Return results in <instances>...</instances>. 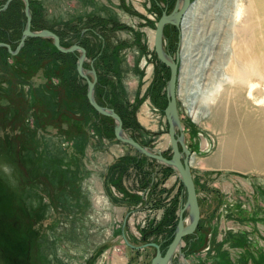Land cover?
Here are the masks:
<instances>
[{"label": "rangeland", "instance_id": "374dc122", "mask_svg": "<svg viewBox=\"0 0 264 264\" xmlns=\"http://www.w3.org/2000/svg\"><path fill=\"white\" fill-rule=\"evenodd\" d=\"M191 1L188 16L196 15L187 37L198 53L215 26L205 30L203 18L218 9L221 28H231L235 2ZM29 3L32 31L51 30L63 47L86 49L84 72L97 76L94 96L119 114L125 134L171 159L164 111L171 71L154 40L177 0ZM26 26L23 0L0 11V40L13 51ZM184 36L181 26L164 28V48L178 64ZM80 55L62 53L46 38H27L17 55L0 47V264H152L156 248L139 247L156 243L165 253L175 236L187 201L180 177L116 138L114 119L87 98ZM181 99L185 143L199 158L191 172L201 219L183 239V259L177 252L171 264H264V175L209 164L216 135L194 122Z\"/></svg>", "mask_w": 264, "mask_h": 264}, {"label": "bare ground", "instance_id": "6f19581e", "mask_svg": "<svg viewBox=\"0 0 264 264\" xmlns=\"http://www.w3.org/2000/svg\"><path fill=\"white\" fill-rule=\"evenodd\" d=\"M234 2L231 28H221L220 18L225 15L217 8L218 14L212 12L203 18L205 30L210 24L215 26H210V40L198 53L187 37L196 15L188 16L194 4L184 15L180 26L186 39L179 51L177 101L183 97L194 122L214 131L218 149L207 158L209 164L234 173L264 175V0ZM197 61L202 64L192 70ZM189 166H199L197 154L191 153ZM187 213L186 226L192 219L189 208Z\"/></svg>", "mask_w": 264, "mask_h": 264}, {"label": "water", "instance_id": "95a60500", "mask_svg": "<svg viewBox=\"0 0 264 264\" xmlns=\"http://www.w3.org/2000/svg\"><path fill=\"white\" fill-rule=\"evenodd\" d=\"M13 0H8L7 3L0 9V11L5 10L9 4ZM25 2V11L27 15V26L23 32V37L15 51L12 50V46L7 43L0 42V47L6 48L9 53L13 55H17L27 38H46L52 39L54 42L55 47L62 53L70 54L79 51L81 53L78 61V73L87 80L88 82V94L87 98L92 105V107L101 115L111 117L116 122L115 127V136L116 138L125 143L129 144L136 149H138L144 155L156 159L159 162L167 165L168 167L173 168L176 173L179 175L182 184L184 185L187 191V201L184 207L180 211L179 216V223L175 232V236L168 246L165 253L162 252L161 246L156 243H149L139 248H144L148 246L155 247L157 252L156 256L152 260V264H171L172 259L175 253L178 251L181 254V247L182 242L185 237L195 233L198 228L200 219H201V211L200 205L198 200V194L196 190V184L194 182V178L189 166V158L191 152L188 150L186 143H185V135L183 132L182 123L180 120V116L178 113V104H177V80H178V71H179V64L177 61L174 60L172 56H170L165 48H164V28L167 25H173L177 28L180 27L182 19L186 12L189 10L192 1L191 0H177V3L171 13L164 12L158 21L157 28L155 31V40L154 46L157 56L164 63L166 66L170 68V79L168 81L167 86V97H168V104L165 108V115L168 120L169 124V136L171 145L173 148V156L172 158H166L162 155L161 152L157 151L156 149H149L142 146L139 142L134 140L133 138L124 135L123 130V122L119 114H117L113 109H108L100 105L95 96H94V89L97 82L96 74L93 75V79H91L88 75L84 72V62L87 59V51L85 48L74 45L69 48H65L61 45L60 37L51 30H42L40 32H34L31 29L32 19L29 10V0H23ZM190 209V216L192 217L191 222L186 226L185 219H184V212L187 209Z\"/></svg>", "mask_w": 264, "mask_h": 264}, {"label": "trees", "instance_id": "16d2710c", "mask_svg": "<svg viewBox=\"0 0 264 264\" xmlns=\"http://www.w3.org/2000/svg\"><path fill=\"white\" fill-rule=\"evenodd\" d=\"M3 40H0V42H2Z\"/></svg>", "mask_w": 264, "mask_h": 264}]
</instances>
